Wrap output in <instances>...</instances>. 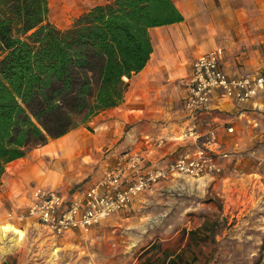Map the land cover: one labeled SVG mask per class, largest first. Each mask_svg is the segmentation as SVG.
I'll return each mask as SVG.
<instances>
[{
	"label": "crops",
	"instance_id": "crops-1",
	"mask_svg": "<svg viewBox=\"0 0 264 264\" xmlns=\"http://www.w3.org/2000/svg\"><path fill=\"white\" fill-rule=\"evenodd\" d=\"M113 1L48 0L49 22L67 30L93 8ZM172 2L183 21L150 29V59L140 73L125 79L128 88L118 107L8 164L0 179V226L10 225L24 234L28 226L41 227L33 219L17 218L27 213L36 188L73 200L116 170L122 171L126 186L135 174L129 163L133 158L138 159L136 170L146 174L206 149L221 157L223 174L208 177L212 182L247 169L249 160L243 155L253 151L252 169L264 187V88L243 105L216 92L207 109L190 116L185 111L187 93L180 86L194 62L211 52L219 54L220 67L230 77L256 73L264 78V0ZM211 130L215 138L209 136ZM179 178L186 179L169 181ZM150 192L140 194L131 208ZM96 227L61 237H85Z\"/></svg>",
	"mask_w": 264,
	"mask_h": 264
},
{
	"label": "trees",
	"instance_id": "trees-1",
	"mask_svg": "<svg viewBox=\"0 0 264 264\" xmlns=\"http://www.w3.org/2000/svg\"><path fill=\"white\" fill-rule=\"evenodd\" d=\"M48 0H0V179L8 164L124 100L152 54L149 31L183 21L172 0H115L60 30ZM152 244L136 264H196Z\"/></svg>",
	"mask_w": 264,
	"mask_h": 264
},
{
	"label": "rangeland",
	"instance_id": "rangeland-1",
	"mask_svg": "<svg viewBox=\"0 0 264 264\" xmlns=\"http://www.w3.org/2000/svg\"><path fill=\"white\" fill-rule=\"evenodd\" d=\"M243 157L247 169L212 182L207 177L205 187L188 178L162 183L85 237L28 226L20 245L0 241V264H136L154 243L183 249L191 231L188 256L195 254L196 264H264V187L252 169L253 151Z\"/></svg>",
	"mask_w": 264,
	"mask_h": 264
},
{
	"label": "built area",
	"instance_id": "built-area-1",
	"mask_svg": "<svg viewBox=\"0 0 264 264\" xmlns=\"http://www.w3.org/2000/svg\"><path fill=\"white\" fill-rule=\"evenodd\" d=\"M180 86L187 93L185 111L194 116L207 109L216 92L223 99H231L238 105L249 102L257 91L264 88V78L256 73L230 77L220 67L219 54L211 52L194 62L191 75L183 79ZM232 131L228 130L229 133ZM209 136L215 138L216 131L211 130ZM219 158L213 152L201 149L194 156L177 159L164 170L146 174L136 170L138 159L133 158L129 163L135 174L126 186H123L122 171L116 170L73 200L64 199L53 190L36 188L31 194L27 213H21L17 218L19 221L33 219L58 237L77 231L88 233L111 216L128 211L140 194L152 190L161 182L176 177L201 180L221 176L223 169L218 163Z\"/></svg>",
	"mask_w": 264,
	"mask_h": 264
},
{
	"label": "bare ground",
	"instance_id": "bare-ground-1",
	"mask_svg": "<svg viewBox=\"0 0 264 264\" xmlns=\"http://www.w3.org/2000/svg\"><path fill=\"white\" fill-rule=\"evenodd\" d=\"M190 181L193 182V180ZM196 182L199 183V187L206 186V183L203 179L198 180ZM24 238L25 234L22 231L16 229L15 227L10 225L0 226V241L8 240V243L11 246H17L23 242Z\"/></svg>",
	"mask_w": 264,
	"mask_h": 264
}]
</instances>
